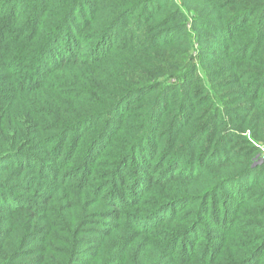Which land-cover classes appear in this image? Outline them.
Instances as JSON below:
<instances>
[{
	"label": "trees",
	"instance_id": "trees-1",
	"mask_svg": "<svg viewBox=\"0 0 264 264\" xmlns=\"http://www.w3.org/2000/svg\"><path fill=\"white\" fill-rule=\"evenodd\" d=\"M264 0H0V264H264Z\"/></svg>",
	"mask_w": 264,
	"mask_h": 264
},
{
	"label": "built area",
	"instance_id": "built-area-1",
	"mask_svg": "<svg viewBox=\"0 0 264 264\" xmlns=\"http://www.w3.org/2000/svg\"><path fill=\"white\" fill-rule=\"evenodd\" d=\"M262 158H264V149H263V154H262Z\"/></svg>",
	"mask_w": 264,
	"mask_h": 264
},
{
	"label": "rangeland",
	"instance_id": "rangeland-1",
	"mask_svg": "<svg viewBox=\"0 0 264 264\" xmlns=\"http://www.w3.org/2000/svg\"><path fill=\"white\" fill-rule=\"evenodd\" d=\"M262 147L264 148V145Z\"/></svg>",
	"mask_w": 264,
	"mask_h": 264
}]
</instances>
